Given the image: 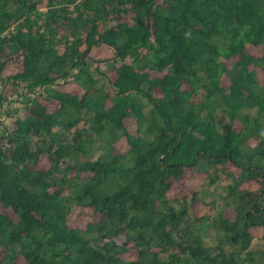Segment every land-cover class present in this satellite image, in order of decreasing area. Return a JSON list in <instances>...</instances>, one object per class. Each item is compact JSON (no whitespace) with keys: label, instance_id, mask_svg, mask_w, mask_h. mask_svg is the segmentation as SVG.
<instances>
[{"label":"trees","instance_id":"obj_1","mask_svg":"<svg viewBox=\"0 0 264 264\" xmlns=\"http://www.w3.org/2000/svg\"><path fill=\"white\" fill-rule=\"evenodd\" d=\"M21 90L0 264H264V0H0Z\"/></svg>","mask_w":264,"mask_h":264},{"label":"rangeland","instance_id":"obj_2","mask_svg":"<svg viewBox=\"0 0 264 264\" xmlns=\"http://www.w3.org/2000/svg\"><path fill=\"white\" fill-rule=\"evenodd\" d=\"M96 53L102 56L104 55V53H106V51L100 50ZM60 83H62V81ZM61 86H63L64 89L66 88L69 89L66 83L62 84ZM20 92L22 93L20 96H16V95L11 96L8 100L3 102L2 107L0 108V133H2L3 128H7V129L9 128L7 131L11 130L12 125H14L13 121L17 115L16 112H19V114H23L25 103L28 100L26 99V97L32 98V96L34 95V93L24 92V90H21ZM14 114L16 115L14 116ZM116 146L117 147L125 146L124 137L119 138V140L116 142ZM68 219L72 225L77 226L81 222H86L87 220L90 219V211L89 209L80 210L79 208H76L68 216ZM251 232H254L256 235L261 234V230L257 228H252Z\"/></svg>","mask_w":264,"mask_h":264},{"label":"flooded vegetation","instance_id":"obj_3","mask_svg":"<svg viewBox=\"0 0 264 264\" xmlns=\"http://www.w3.org/2000/svg\"><path fill=\"white\" fill-rule=\"evenodd\" d=\"M16 114H14V116H15Z\"/></svg>","mask_w":264,"mask_h":264}]
</instances>
